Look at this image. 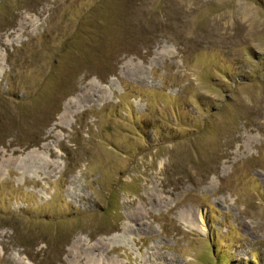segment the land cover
Here are the masks:
<instances>
[{"label": "rangeland", "instance_id": "rangeland-1", "mask_svg": "<svg viewBox=\"0 0 264 264\" xmlns=\"http://www.w3.org/2000/svg\"><path fill=\"white\" fill-rule=\"evenodd\" d=\"M92 257L264 264V0H0V264Z\"/></svg>", "mask_w": 264, "mask_h": 264}, {"label": "bare ground", "instance_id": "bare-ground-1", "mask_svg": "<svg viewBox=\"0 0 264 264\" xmlns=\"http://www.w3.org/2000/svg\"><path fill=\"white\" fill-rule=\"evenodd\" d=\"M201 222H202L201 225H204L205 224L204 223V220L202 219V217H201ZM191 228H193V229H195V230H197L199 232H202L204 230V226H202V227L200 225L197 226V224L195 226L194 225L191 226ZM87 264H101V263H100V261L94 260V258L92 257Z\"/></svg>", "mask_w": 264, "mask_h": 264}]
</instances>
